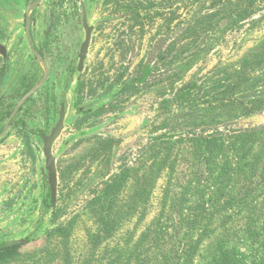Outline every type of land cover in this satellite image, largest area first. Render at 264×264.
Segmentation results:
<instances>
[{
  "label": "rangeland",
  "instance_id": "rangeland-1",
  "mask_svg": "<svg viewBox=\"0 0 264 264\" xmlns=\"http://www.w3.org/2000/svg\"><path fill=\"white\" fill-rule=\"evenodd\" d=\"M32 1L0 0V44L6 47L7 62L10 61L8 78L0 87V95L10 91L8 98L21 76L28 74L38 81L42 75L25 37V13ZM120 1L127 4L132 0ZM133 1L157 7L167 5L169 0ZM82 7L92 34L79 72L78 54L84 40ZM193 7L184 4L173 9L176 13L173 24L183 26L184 20L192 16ZM50 14L54 20L47 31ZM263 14L264 8L258 9L252 18L257 20L254 24L245 22L237 29L223 26L215 29L205 39L202 51L191 50L188 56L174 63L176 76L157 83L161 78V69H158L154 86L139 87L134 93L129 90L119 93L134 77L136 66L147 57V52L160 45L164 31L161 16L152 21L151 28L145 20H139L146 25L144 30L138 31L139 26H135L130 34L132 21L117 13L107 0H43L33 12L31 35L46 63L47 78L19 113L17 125L0 141V244L23 241L25 246L21 251L38 252L48 245L49 230L63 224L71 228L72 255L82 260L88 251L91 253L87 237L93 231L86 203L119 166L129 164L138 167L140 173L145 167H151L156 176L151 200L142 206V210L147 209L148 216L138 225V230L160 212L167 211L175 191L190 187L188 198L203 204L207 217L206 225L199 231L201 243L192 264H212L214 238L230 222L239 224L249 206L256 204L260 197L255 192L240 203L230 205L228 189L222 195L206 182L189 183L192 163L181 160L178 173L173 174L176 177L171 179L168 165H162V158L166 154L172 158L178 151L182 158H189L188 148L180 138L201 134L225 141L224 150L214 164L220 165L231 158L233 173L247 168L251 156L238 159L232 143L234 137L244 131L264 126V103L248 115L232 110L227 99L218 109L209 110L202 103L206 100L205 86L227 72L239 70L244 57L245 62L252 61L253 54L264 42V18L260 20ZM3 61L0 55V67ZM156 66L161 68L159 63ZM252 66L246 69L245 76L249 74L255 85L233 98L264 99V64L253 63ZM82 82L85 83L83 89ZM187 83L201 88L187 101L173 100L174 88L169 86L179 88ZM16 101L8 99L5 102L15 104ZM61 105L65 113L64 126L52 146L57 180L52 212L43 203L48 197L51 204V199L41 137L47 136L55 126ZM79 107L89 113L88 118L77 115ZM97 110L101 111L100 115H95ZM163 133L168 134L166 145L157 140ZM109 138L115 140L111 151H97L99 141ZM105 155L108 156L102 159ZM177 184L179 186L174 187ZM130 228L125 227L118 238L124 239ZM261 235L255 244L244 236L232 240L227 245L228 257L238 260V264H264V232ZM122 241L115 238L109 243L110 247L120 246L123 253L133 249V241ZM97 253L99 255V251Z\"/></svg>",
  "mask_w": 264,
  "mask_h": 264
},
{
  "label": "trees",
  "instance_id": "trees-1",
  "mask_svg": "<svg viewBox=\"0 0 264 264\" xmlns=\"http://www.w3.org/2000/svg\"><path fill=\"white\" fill-rule=\"evenodd\" d=\"M176 1L169 0L167 5L156 7L151 3L143 5L133 0L127 4H122L120 0H107L115 6L117 13L126 16V20L132 21L129 27L130 34H133L135 26H139L138 31H143L146 25L151 28L152 21L159 16L164 21L161 26L164 27V31L161 32L160 45L154 46L147 52V57L136 66L134 77L128 85L120 88L119 93H124L126 90L134 93L140 88L148 89L154 86L158 69H161V78L157 80V83H163L170 76H176L173 72L174 63L188 56L191 50L202 51L205 47V39L211 32L220 26L237 29L245 22L254 24L257 20L252 18L258 13V9L264 8V0H179L176 6H170ZM184 4L194 6L192 16L184 20L183 26H180V23L173 24V20L176 19L173 9ZM141 14L144 16L141 17ZM263 18L264 14L260 20ZM139 20H145L146 25L139 23ZM35 49L42 56L36 46ZM245 59L246 57L241 60L239 70L227 72L204 87L206 100L202 104L206 105L205 108L218 109L223 100L227 99L230 101L232 110L240 115H248L263 105L264 99L261 98L248 97L244 101L238 97L233 98V96L255 85V81L249 74L248 78L245 76L246 69L252 68L253 63L264 64V42L258 48L257 53L253 54L250 63L245 62ZM158 63L161 64V68L156 66ZM9 69L10 61L7 63L3 61L0 67V87L4 79L8 78ZM34 80V76H28V74L21 76L19 84L12 91L13 94L5 101L18 100L39 81ZM189 83L179 88L169 86V88H174L172 99L187 101L195 96L201 87ZM84 85L85 83L82 82L81 89ZM32 98H29L19 108L10 128L17 125L19 113ZM5 101L0 102V121L6 120L15 105L11 102L6 104ZM54 102L52 100L51 103L55 106ZM50 113V116L53 115L51 110ZM88 114L83 112L81 107L77 109V115H82L85 119L89 117ZM100 114V110L95 112V115ZM167 136L168 134L163 133L157 137V140L166 145ZM180 139L183 146L188 148L186 153L190 157L183 156L182 158L181 151H178L172 158L168 154L162 158V165H168V175L171 179L176 177L173 174L178 173L180 161L185 160L192 163L190 168L192 178L189 183L194 180L206 182L222 195L228 189L227 196L231 200L230 205L240 203L255 192L260 197L256 204L249 206L239 224L230 222L227 226H223L213 241L212 264H238V260L230 259L227 255L228 243L244 236L245 239L255 244L264 232V221H262L264 218V126L244 131L243 134L234 137L232 147L236 157L241 159L243 156H251L247 168H240L234 173L231 158L226 159L220 165L214 164V160L224 150L225 141L221 138L211 139L201 134H193L191 138L181 137ZM114 142L115 140L111 138L99 141L97 151L108 153ZM107 156H103L102 159ZM154 173L151 167H145L140 173L138 167L124 164L119 166L118 171L110 175L93 192L86 203V209L93 225V231L87 237L88 250H91V253L88 251L87 256L82 260L72 255L69 243L71 228L57 224L48 232V245L38 252L21 251L25 246L23 241L1 243L0 264H99L101 261L104 264H192L201 243L199 231L206 225L207 217L205 206L188 198L190 187L175 191L167 211L160 212L156 217L151 218L140 231L138 230V225L143 223L148 216L147 209L142 210V206L151 200V187L156 179ZM178 186L179 184L174 187ZM47 200L48 197L43 203L54 212L55 205L52 208ZM126 223L130 224L125 226ZM125 227L131 228L126 231L124 239L118 238ZM115 238L123 240L122 242L124 240L133 241L131 253L130 251L123 253L120 246L111 248L109 243Z\"/></svg>",
  "mask_w": 264,
  "mask_h": 264
},
{
  "label": "water",
  "instance_id": "water-1",
  "mask_svg": "<svg viewBox=\"0 0 264 264\" xmlns=\"http://www.w3.org/2000/svg\"><path fill=\"white\" fill-rule=\"evenodd\" d=\"M42 1L43 0H33L31 4L28 6L25 13V27H24L28 48L31 54L35 57V59L39 63L42 70V75L39 81L16 102L10 117L6 121L2 132L0 133V139H2L6 135L7 130L9 128V123L11 122L12 118L16 116L19 108L41 88V86L44 84L47 78L48 69L46 63L43 57L35 49V45L31 35L32 12L38 7V5H40ZM178 2L179 0L172 3L170 6L176 5L178 4ZM81 25L84 30V40L80 46L79 54H78L77 70L79 72L83 68L84 60L88 51V47L91 40V34H92V28L87 23V15L84 7H82V11H81ZM50 27H51V22L48 26V30L50 29ZM0 55L2 56L4 62L7 63L8 53L6 47L2 44H0ZM64 120H65V113L63 107H61L59 112V117L55 126L51 128L47 136L42 135V140H43L42 154L44 157V169L46 172V179L49 185L52 208L55 205V196H56V187H57L56 166H55V158L52 154V146L63 130Z\"/></svg>",
  "mask_w": 264,
  "mask_h": 264
},
{
  "label": "flooded vegetation",
  "instance_id": "flooded-vegetation-1",
  "mask_svg": "<svg viewBox=\"0 0 264 264\" xmlns=\"http://www.w3.org/2000/svg\"><path fill=\"white\" fill-rule=\"evenodd\" d=\"M53 20H54V16H53L52 14H50L49 24H50V22H51V25H52ZM48 26H49V25H48ZM50 28H51V27H50ZM82 28H83V27H82ZM48 31H49V30H48ZM46 34H47V33H46ZM11 90H12V89H11ZM9 94H10V91L5 92L4 94L0 95V102L3 101V100L5 101L6 98H8V95H9ZM21 97H22V96H21ZM21 97H20V98H21ZM20 98H19V99H20ZM30 98H31V97H30ZM19 99H18V100H19ZM18 100H17V101H18ZM17 101H16V102H17ZM15 104H16V103H15ZM14 106H15V105H14ZM14 106H13V108H14ZM61 107H63V105L60 106V109H61ZM13 108H12V110H13ZM63 109H64V108H63ZM12 110H11V113H12ZM59 112H60V111H59ZM11 113H10L9 116L6 118V120H4V121H0V133L2 132L3 127H4L5 123H6V121L8 120V118L10 117ZM16 115H17V114H16ZM14 118H15V117H13L12 120H13ZM12 120H11V122L9 123V128H8V130H9L10 127H11ZM2 122H3V123H2ZM8 130H7V133H8ZM7 133H6V134H7ZM5 136H6V135H5ZM5 136H4V137H5ZM4 137H3V138H4ZM3 138H2V139H3ZM41 138H42V137H41ZM2 139H0V141H1Z\"/></svg>",
  "mask_w": 264,
  "mask_h": 264
}]
</instances>
